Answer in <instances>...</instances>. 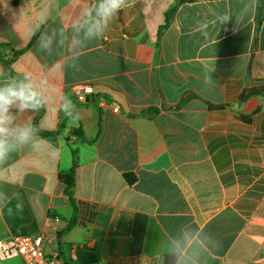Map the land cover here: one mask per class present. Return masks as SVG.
<instances>
[{
    "label": "crops",
    "instance_id": "obj_1",
    "mask_svg": "<svg viewBox=\"0 0 264 264\" xmlns=\"http://www.w3.org/2000/svg\"><path fill=\"white\" fill-rule=\"evenodd\" d=\"M99 3L0 0V89L38 100L3 112L0 239L55 216L63 264H264V97L236 102L264 90L258 0H127L89 36Z\"/></svg>",
    "mask_w": 264,
    "mask_h": 264
},
{
    "label": "built area",
    "instance_id": "obj_2",
    "mask_svg": "<svg viewBox=\"0 0 264 264\" xmlns=\"http://www.w3.org/2000/svg\"><path fill=\"white\" fill-rule=\"evenodd\" d=\"M70 93L77 102L83 103L92 95L93 89L91 84L81 82L72 85ZM103 101L101 100L99 104H103ZM110 104L112 110L118 112V107ZM64 227V220L49 216L43 229L37 234L0 239V260L19 258L22 264H63L57 248L50 244Z\"/></svg>",
    "mask_w": 264,
    "mask_h": 264
},
{
    "label": "clouds",
    "instance_id": "obj_3",
    "mask_svg": "<svg viewBox=\"0 0 264 264\" xmlns=\"http://www.w3.org/2000/svg\"><path fill=\"white\" fill-rule=\"evenodd\" d=\"M127 4V0H100L98 6L95 7V15L97 19L88 29V35H102L109 21ZM91 15V13H89ZM227 19V17H225ZM15 100L21 102V107L35 106L38 103L37 93L32 90L30 84L22 85L19 89L7 88L0 89V160H3L6 152L5 133L8 131L4 126L6 117L3 112L7 111L8 106L13 104ZM27 133H22V137H26Z\"/></svg>",
    "mask_w": 264,
    "mask_h": 264
},
{
    "label": "trees",
    "instance_id": "obj_4",
    "mask_svg": "<svg viewBox=\"0 0 264 264\" xmlns=\"http://www.w3.org/2000/svg\"><path fill=\"white\" fill-rule=\"evenodd\" d=\"M262 17H264V2L262 0H258L257 5V12H256V24H259L262 20ZM4 63L6 66L9 65V61L4 60ZM251 97H264V90L262 89H244L240 95L238 96L236 102L241 103L245 100L251 98ZM229 104L224 105H209V108L213 110H223L225 108H228ZM245 121L249 122L250 120L248 118H241ZM76 134L81 137V131L77 130ZM76 165L75 162V151H72V167L69 169L68 172L60 175V179L64 182L67 190H69L73 185V170ZM125 180L128 184H132L134 182V177L131 174H125L124 175ZM72 224V222L69 223L68 227ZM178 259V253H171L168 255L163 256V264H175ZM86 263H92L94 262V258L91 255H88L85 259Z\"/></svg>",
    "mask_w": 264,
    "mask_h": 264
},
{
    "label": "rangeland",
    "instance_id": "obj_5",
    "mask_svg": "<svg viewBox=\"0 0 264 264\" xmlns=\"http://www.w3.org/2000/svg\"><path fill=\"white\" fill-rule=\"evenodd\" d=\"M0 264H22V261L19 258L0 260Z\"/></svg>",
    "mask_w": 264,
    "mask_h": 264
}]
</instances>
